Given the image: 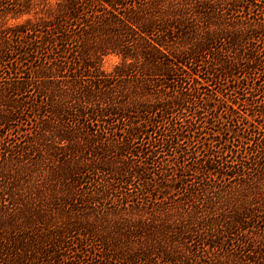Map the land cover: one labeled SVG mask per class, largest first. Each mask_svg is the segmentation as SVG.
Listing matches in <instances>:
<instances>
[{
  "label": "trees",
  "instance_id": "1",
  "mask_svg": "<svg viewBox=\"0 0 264 264\" xmlns=\"http://www.w3.org/2000/svg\"><path fill=\"white\" fill-rule=\"evenodd\" d=\"M0 264H264V0H0Z\"/></svg>",
  "mask_w": 264,
  "mask_h": 264
},
{
  "label": "rangeland",
  "instance_id": "2",
  "mask_svg": "<svg viewBox=\"0 0 264 264\" xmlns=\"http://www.w3.org/2000/svg\"><path fill=\"white\" fill-rule=\"evenodd\" d=\"M116 63V58L113 56L107 57L102 63V68L106 71H109L113 65Z\"/></svg>",
  "mask_w": 264,
  "mask_h": 264
}]
</instances>
